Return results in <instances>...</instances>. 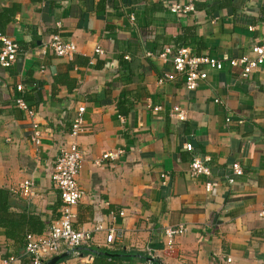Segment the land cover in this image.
<instances>
[{
  "label": "crops",
  "instance_id": "0c3cea01",
  "mask_svg": "<svg viewBox=\"0 0 264 264\" xmlns=\"http://www.w3.org/2000/svg\"><path fill=\"white\" fill-rule=\"evenodd\" d=\"M184 2L0 0V32L21 49L11 67L0 68V191L7 196L0 260L31 264L23 255L25 235H44L59 218L51 176L59 152L74 141L70 123L83 107L77 180L85 195L73 209V227L91 233L88 248L97 255L133 253L122 264H152L149 258L158 264H226L228 258L264 264V218L257 214L264 202V64L247 81L227 65L255 57L251 49L264 41V0H195L193 14L167 11ZM53 35L76 45L72 62L46 47ZM181 46L221 61L223 69L207 71L193 92L179 81L158 85L171 66L157 55ZM95 47L103 54L91 62ZM18 85L42 133L38 147L30 140L31 121L14 104ZM156 106L161 110L148 108ZM173 107L185 111V121L170 117ZM118 151L114 161L101 160ZM193 156L209 159V177L190 175ZM233 163L243 176L229 185ZM30 179L33 199L11 192ZM97 225L103 231H95ZM179 226L184 232L168 245L164 229ZM110 227L115 237L107 244ZM80 252L57 264H93Z\"/></svg>",
  "mask_w": 264,
  "mask_h": 264
},
{
  "label": "built area",
  "instance_id": "2783aa9c",
  "mask_svg": "<svg viewBox=\"0 0 264 264\" xmlns=\"http://www.w3.org/2000/svg\"><path fill=\"white\" fill-rule=\"evenodd\" d=\"M194 2L195 0H186L184 3H174L167 8V11L175 17L193 14L196 11ZM131 20L133 21V18ZM249 29L252 30V28ZM46 47L56 57L68 62H72L78 53L76 45L62 42L58 35H53L48 43H46ZM20 52L21 49L16 42L0 33V68L7 69L11 67L16 62ZM251 52L255 56L252 59L242 56L227 62L230 68H239L241 70L240 78L243 81H247L251 74L264 64V41L261 45L254 46ZM102 54L103 50L100 47H95L91 62L102 56ZM145 56L151 58L153 54L146 53ZM157 58L164 63H169L171 66V72L163 73L158 78L157 84L163 85L165 83L179 81L188 92L195 91L199 84L207 79V71H221L224 66L221 61L214 58L195 56L188 47L184 46L176 49L166 47L157 55ZM125 59L127 60L128 57ZM16 90L20 95L15 99L14 104L18 109L24 111L31 121L32 135L30 140L35 147H38L41 143L42 133L38 128L35 114L22 99V86L18 85ZM214 102L219 103V100L216 99ZM148 108L153 112L161 110V107L158 106ZM83 112V107L78 108L76 117L70 123L69 135L74 141L68 148L62 149L59 152L56 158L54 172L51 176L52 184L58 190L61 200L59 218L49 227L44 235L35 236L28 234L25 236L23 255L30 260L31 264H46L51 258L59 255L62 248L66 252L77 254V249L90 247L89 244L92 240L91 233L89 231L75 230L73 227L76 218L73 209L85 195L77 180L84 159V152L77 144V138L83 131ZM169 114L171 118L178 121L186 120L185 111L179 107H173ZM184 149L190 153L193 151L191 144H186ZM121 154L122 151L104 153L101 156V160L114 161ZM208 162V158L200 160L197 156H193L189 165L190 175L192 177H209L210 170L206 165ZM241 176H243L242 167L238 163H233L230 173L227 176V183L232 185L235 182L234 178ZM164 177L162 175L161 178L164 179ZM210 190L211 185L207 184L206 191L209 192ZM11 192L29 201L35 197L34 182L31 179L26 180L17 189H12ZM257 214L259 217L264 218V202ZM119 215L122 216L123 213L121 212ZM111 221H115L114 215L111 216ZM94 230L103 231V228L101 225H97ZM182 232H184V228L180 226L176 228H165L164 235L168 240V245L172 244L174 236ZM114 237L115 229L110 227L106 234L107 244H112ZM17 260L18 258L16 257H9L0 260V264H15ZM226 264H232L230 258L226 260Z\"/></svg>",
  "mask_w": 264,
  "mask_h": 264
},
{
  "label": "trees",
  "instance_id": "16d2710c",
  "mask_svg": "<svg viewBox=\"0 0 264 264\" xmlns=\"http://www.w3.org/2000/svg\"><path fill=\"white\" fill-rule=\"evenodd\" d=\"M2 33V32H0ZM7 196L5 192L0 191V214H5L6 209H7V204H6ZM41 229L42 225L38 224ZM28 234H33V233H27ZM43 232L40 230V232H37L36 235H41ZM25 235V236H26ZM25 238V237H24ZM103 252L108 253L110 255H116L113 257L105 256V255H97L93 252L91 248H84L81 250L80 253L83 255H90L93 258V264H122L123 261H132L133 258V253H115L111 252L109 250H103Z\"/></svg>",
  "mask_w": 264,
  "mask_h": 264
},
{
  "label": "water",
  "instance_id": "95a60500",
  "mask_svg": "<svg viewBox=\"0 0 264 264\" xmlns=\"http://www.w3.org/2000/svg\"><path fill=\"white\" fill-rule=\"evenodd\" d=\"M82 249H84V248H79V249H77V251H80ZM70 254H71L70 252L60 253L59 255L51 258L46 264H57L59 261H61L62 259L66 258ZM103 255L109 256V257L112 256V255L107 254V253H105ZM148 261L150 263H152V264H158L153 258H149Z\"/></svg>",
  "mask_w": 264,
  "mask_h": 264
}]
</instances>
